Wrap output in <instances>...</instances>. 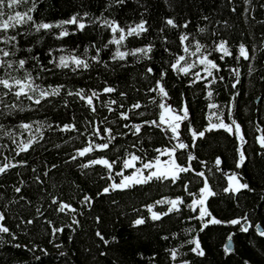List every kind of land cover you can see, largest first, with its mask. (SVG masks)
<instances>
[{
	"label": "snow or ice",
	"instance_id": "snow-or-ice-1",
	"mask_svg": "<svg viewBox=\"0 0 264 264\" xmlns=\"http://www.w3.org/2000/svg\"><path fill=\"white\" fill-rule=\"evenodd\" d=\"M40 3L41 0H0V137L9 138L11 145L14 146L10 150L16 153L15 157H10L4 151H0V157L3 158L0 161V176H9L18 166H29V159L18 157L22 154L27 156L38 146L43 147L41 141L46 139L44 129L56 133L76 132V137L69 135V140L84 138V141L82 146L73 148L72 154L68 155V160L64 163L76 162L78 158H83L85 162L77 165L80 169H88L94 165L102 166L104 176L101 178L105 183L95 193L96 197L110 192L125 195L139 192L140 195H144L141 189L157 182L160 184L166 182L171 186L179 184L183 192L187 193L161 196L151 202H142L140 208L145 209L146 214L139 212L135 207L131 208L134 214V218L130 219L131 228L151 223L158 232H165L160 239L174 244L165 249V256L170 264H197V260L199 264H205L210 249L203 243V237L213 231L215 226L222 225L235 226L240 234L250 237L244 247L238 248L234 245V233L229 232L223 244V255L228 256L229 260H234V264H264V214H261L259 208V205H264V194L255 200L256 207L243 210L241 213L236 212L245 192L255 193L256 190L250 181L241 178V172L238 171L247 162L248 150L243 147L246 140L241 132L240 123L234 117V108L238 106L236 101L243 90L245 75L249 77V84H253L255 78V82L264 89V63L259 59L260 56H264V32L260 33L259 45L255 42L249 44L243 33L239 43L233 45L230 38L222 35L216 27L223 25L224 28H228V22L216 19L213 23L215 10L205 14L200 6L202 0H103L98 14L93 11L91 0H80L76 11L70 16L55 20H48L43 16L37 19L36 13L40 11ZM161 4L170 10L169 14H158ZM243 4L244 12L249 13L252 20H255L252 12L257 7L264 9V3L255 5L252 0H243ZM227 5H232L230 9L232 13L237 12L238 5L234 0H226ZM192 6H195L199 13L194 30L191 29V19L183 15L184 10ZM55 7V4L49 5V11ZM21 8L24 10H20ZM121 13L125 16L131 13L132 18L122 22ZM190 15L189 11L188 16ZM256 23L264 24V20ZM68 26H72L71 29ZM87 26L107 29L111 35L106 41L101 40L99 43L95 40L90 41L84 46L82 54L78 53V46L69 48L63 43V38L68 37L70 31L72 34L83 32ZM170 30L176 34L175 43L170 39ZM150 34L152 38L148 39ZM46 35L60 41L59 45L56 47L49 45L46 50L38 49L37 45L45 40ZM248 35L256 39L254 33ZM204 40H211V44L203 43ZM137 44L139 46H130ZM90 48L94 49L95 54L89 55ZM105 49L110 53L107 61L103 59ZM157 53H160L161 57L158 75L153 66ZM128 58H131L132 64H138L140 61L147 63L140 76L151 82L150 87H144L142 91L140 88L130 90L126 83L124 86H118L108 80L103 82V87L78 88L66 86L64 83H47L45 86L42 82L46 81L45 74L48 78L55 79L58 70H70L71 74L79 75L82 70L90 69L93 62L96 66L102 65L105 71L115 72L117 68L120 71H127L130 63ZM226 58H231V62ZM109 61L114 62L117 67H113ZM225 68L228 79L223 74ZM170 72L181 77V82L186 81L189 86L200 82V94L212 101L207 104L209 109L205 115L207 124L202 127L195 126L193 112L195 96L193 100H188L186 93L182 91L178 106L174 107L171 96L174 85L169 79ZM221 83L229 91V100L223 105L213 100L219 95L215 89ZM133 90L137 95L133 97L134 102L128 103L129 93ZM102 94H109V99L104 100ZM113 95L118 98H111ZM244 95L250 93L245 91ZM261 99L264 100V95ZM77 102H80L86 111L81 112L82 119L76 115L69 119V113ZM114 105L116 107H113ZM104 108L113 114V119L99 118L100 109ZM149 108L154 115H158V119L146 118ZM37 111H51L53 122L47 123V118L31 119L30 114ZM81 123L84 125L83 130L80 128ZM154 129L159 130L161 135L167 138L170 146L156 147L153 149L154 154H150L144 145L152 141V135H148L144 143H141V139ZM217 129H223L239 142L233 150L232 169L223 171L221 159L223 154L215 157V172H222L227 179V185L219 192L214 190L209 176L203 170V161H199L195 166L189 163L199 159L198 152L192 151L193 145L197 149L201 147L198 138L206 141L207 133ZM255 130L258 133L255 135V143L259 145L256 155L264 164V125L257 122ZM129 135L135 138V142L130 146L116 142L119 137ZM95 137H101L100 142H97ZM53 147L59 148L60 145L54 144ZM129 147L133 151H129ZM0 148L9 149V145L0 144ZM118 149L122 150L120 154H116ZM104 150L113 155L97 154L104 153ZM87 154H93V158H88ZM162 155L167 158L162 160ZM197 167L201 170L196 171ZM57 168V164H48L45 161L41 175L37 174L38 166L31 164L32 179L37 188L43 190L47 185L46 178ZM192 172H195V176L189 179ZM15 175L21 177L23 173L17 171ZM193 181H199L195 185L196 192L189 190L193 186ZM25 186L27 182L22 178L13 182L10 188L7 180L0 182V197L6 198L10 190L19 201L27 200V203L31 204V200L24 193ZM261 192L264 193V189ZM210 197L230 202L234 200L231 213L225 211L224 215L216 214ZM50 199L57 212L83 215L71 202L65 201L62 197L52 195ZM93 200L94 197L84 194L79 203H87L88 207H93ZM112 203L118 202L113 200ZM160 205L164 208L157 210V206ZM184 207L191 209V212L185 215L182 211ZM177 214L195 225L194 227L189 225L182 230V233L189 234L187 237L164 228V220L161 218L171 221ZM120 215L125 213L121 212ZM37 217L44 219L53 234L64 230L63 225L56 227L39 209L35 217L30 214L18 217L15 227L27 231L26 226L35 224ZM95 220L99 223L102 218L97 216ZM73 225H80L76 215H72V223L67 227L75 231ZM0 234H4L0 235V242L11 244L15 248L28 247L13 244L17 233L8 223L7 206L0 210ZM6 236L11 239H5ZM95 236L104 245L110 243L99 228ZM68 239L72 240L73 237L69 235ZM110 239L115 241L117 237L113 235ZM56 247L59 249L63 244H57ZM33 250H40L41 255L48 254L46 249L41 250L36 244L28 248L29 252ZM58 255L63 256L64 253ZM137 255L142 256V253ZM186 255L192 258H186ZM153 257L155 259L151 264H158L159 254L153 252ZM32 259L39 264L41 257L33 252Z\"/></svg>",
	"mask_w": 264,
	"mask_h": 264
},
{
	"label": "trees",
	"instance_id": "trees-1",
	"mask_svg": "<svg viewBox=\"0 0 264 264\" xmlns=\"http://www.w3.org/2000/svg\"><path fill=\"white\" fill-rule=\"evenodd\" d=\"M235 4L238 5L237 12L232 13L230 11L232 5L226 6V0H202L201 7L205 14L215 10L213 17V23L216 19L226 20L229 27L224 28L223 25H216L220 30L222 35L227 36L232 41L233 45L238 44L241 38V34H244V38L247 39L248 43H257L259 45L260 33L264 32V24H258L256 21L264 20V9L256 8L250 12L255 16V20H252L251 15L244 12L245 5L243 0H234ZM80 0H41L40 11L36 13L37 19L41 16L48 20H55L60 18H67L76 11V6L79 5ZM103 0H91V7L93 11L97 14L99 8L102 6ZM252 3L258 5L264 3V0H252ZM55 4L54 10L49 11V5ZM20 10H24L21 8ZM189 11L191 15L188 16ZM170 10L165 9L164 6L160 5L159 15H167ZM115 15V13H113ZM183 15L190 18L192 21L191 29H195L197 21L199 18V13L195 6L191 8H186ZM121 21L131 19V13L125 16L123 13L120 14ZM158 26V25H157ZM70 29L72 26H68ZM211 27V25L209 26ZM58 31V29H56ZM155 29H153V32ZM249 33H254L256 39L254 40ZM43 34V33H42ZM111 33L107 29H100L94 26H87V29L83 32H78L63 38V43L69 48L77 47L78 53H83L84 46L89 44L90 41L95 40L99 43L101 40L106 41ZM170 39L173 43L176 42V34L169 32ZM150 34L148 39H151ZM147 42V39H145ZM203 43L211 44V40H204ZM60 41H55L51 36L46 35L45 40L41 41L37 48H46L51 45L53 47L58 46ZM130 46H139L130 45ZM114 48V45L112 46ZM95 54L94 49H89V55ZM58 56L59 53H56ZM110 53L107 49L104 50V60H108ZM130 63L127 66V71H117L110 72L105 71L103 66H96L93 62V66L87 71H81L79 75L71 74L70 70H58L57 77L51 79L46 75L45 83H64L66 86L72 88L78 87H93L99 86L103 87V82L108 80L110 83L118 86H124L125 83L127 87L131 89L140 88L141 91L144 87H150L151 82L144 80L140 73L144 71L147 67L145 61H140L138 64H132L131 58H128ZM160 53H157L154 57L153 66L156 68V75L159 73L160 67ZM167 59V57H165ZM231 62V58H226ZM261 63H264V56L259 57ZM46 63V60H45ZM113 67H117L114 62L109 61ZM222 63V62H221ZM31 67V65H29ZM226 79H228L227 69L223 71ZM191 78V77H189ZM169 79L171 84L174 85L171 90L172 103L178 106L180 100V93L183 91L186 93L188 100H193L195 96V101H193V112L195 115V126L202 127L208 123L205 118L206 113L209 111L207 104L209 101L205 95H201L200 82L197 85L189 86L186 81L181 82V77L176 76L175 73H169ZM244 87L241 94L237 98V107L234 108V117L241 125V132L244 135L246 144L243 147L247 148V162L241 166L238 171L241 172V178L250 181L252 186L255 188V193H247L241 197L240 207L236 208L237 213H241L243 210L256 207L255 200L259 195L264 194L261 192L264 189V164H262L261 158L256 155L259 151V145L255 143V124L259 122L264 125V100L261 96L264 95V89L261 88L259 83L255 82L249 84V77L246 75L243 77ZM223 89V90H221ZM219 95L215 96L213 100L223 105L229 100L228 88L224 87L221 83L219 87L215 89ZM249 92L250 95H244V92ZM137 93L133 90L129 93L128 103L134 102L133 97ZM104 100L109 99V94H102ZM111 98L117 99L116 95ZM113 107H116L115 105ZM86 111L81 107L80 102H77L69 113V119L72 115H76L78 118L82 119L81 112ZM101 116L100 119L107 117L109 120L113 119V114L108 113L107 109H100ZM63 114V111H61ZM23 115V114H21ZM118 115V113H117ZM30 118L33 120H45L47 123H52V112L37 111L30 114ZM146 118L158 119V115L152 113L151 108L147 110ZM251 121V123H250ZM215 122V121H214ZM9 123V122H5ZM84 125L81 123L80 128L83 130ZM183 127V125H182ZM46 139L41 141L43 147H37L35 151H31L27 156L23 154L18 157L21 159L27 158L30 161L29 166L17 167L11 172L7 177L0 176V182L5 180L8 181L9 188L13 182H17L18 179H25L27 186L24 187V193L28 199L31 200V204L25 201H19L17 196L13 194L10 190L7 192V196L0 197V210H4L7 206V216L8 223L12 226L13 231L17 233V238L13 241V244L27 245L28 247L15 248L11 244L0 242V264H38V262L32 259L33 252L36 256H40L41 260L39 264H151V261L155 259L153 257V252L159 254L158 264H170V261L165 256V249L174 246L171 241L165 242L160 237L165 234L163 231L157 230V228L152 227L151 223L147 226H141L138 228L130 227V219L134 218V214L131 212V208L135 207L139 212L146 214L145 209L140 208L142 202H151L161 196H172L173 194L184 193L179 184L176 186H171L168 183L160 184L159 182L153 183L150 187H145L141 189L144 195H140L139 192L136 194H122V193H107L102 194L100 197H96L95 193L104 186L105 180L101 177L104 176L102 166L94 165L88 169H80L77 167L78 164L85 162L83 158H78L76 162L68 161L67 164L64 162L68 160V155L72 154L73 148L76 146H82L84 138L69 140V135L76 137V132L71 133H56L44 129ZM26 136L27 133H24ZM148 135H152V141H149L144 145L145 149L150 153L154 154L153 149L156 147H162L164 145H169L166 137H163L159 130L154 129L151 133H146L145 137L141 139V143L147 139ZM190 140V134H188ZM97 142H100L101 137H95ZM117 143H122L123 146H130L135 142V138L129 135L128 137H119L116 141ZM189 142V141H186ZM198 142L201 144L199 149L195 145L192 146V151L199 154V159L195 161H190L194 166L199 163V161L204 162V168L206 175L210 178V183L212 184L215 191H220L223 186L227 185V179L221 173L215 172V157L221 155L223 161V171H227L234 167L233 160V150L234 147L239 143L235 138L225 132L223 129L214 130L211 133H207V140L198 138ZM7 143L9 149H2L6 155L10 157H15L16 153L10 149L14 146L11 145L10 139L5 137H0V144ZM54 144L60 145L59 148L53 147ZM139 148V146H138ZM121 149L117 150L116 154L121 153ZM129 151H133L129 147ZM108 154L107 150L104 153L97 154ZM138 154H140L138 152ZM88 158H93V154H87ZM166 156H161V159H165ZM114 158V156H113ZM3 158L0 157V161ZM48 164H57L58 168L50 173L46 178L47 185L43 190L37 188L36 184L33 182V172L31 169V164H36L38 166V173L42 175L44 162ZM199 167L196 171H200ZM211 170V171H209ZM21 172L23 175L17 177L15 172ZM82 172L84 173L82 175ZM195 176V172H192L188 177L192 179ZM199 181H193V186L190 187V191L196 192L197 185ZM79 185V187H77ZM87 194L94 197L93 207H88L87 203L81 204L79 201L83 198V195ZM52 195L62 197L65 201H69L73 204V207L82 212L83 215L78 213L69 214L68 212L60 213L54 210L50 197ZM227 195V194H222ZM73 197L75 199H73ZM211 200L212 208L216 209V214L224 215L225 211L231 213V209L235 204V201L220 200L216 198H209ZM116 200L118 203L113 204L112 201ZM164 206H157V210L163 209ZM261 209V214H264V205H259ZM37 209L44 215L51 219L56 227L64 226V230L53 234L50 227L45 223L42 217H37V222L33 225H28L27 231H22L20 228H16L15 225L18 222V217H25L29 214L32 217L36 216ZM183 213L186 215L191 212V209L184 207L182 209ZM123 212L125 215H120ZM72 215H76V218L80 221V225H73L76 228L75 231L68 228L67 226L72 223ZM100 216L102 220L98 223L95 217ZM171 216V214H170ZM164 220V228L171 229V231H177L182 233V230L189 225L195 226L192 221H185L184 217L177 214L172 220L161 218ZM177 221H180L177 223ZM158 223V222H157ZM99 228L106 238L109 239L110 243L104 245L99 238L95 236V232ZM234 233V245L238 248L244 247L247 243V239L243 234L239 233L238 228L235 226L222 225L215 226L214 230L209 232L203 237V243L210 249L207 261L205 264H234V260H229L228 256L223 255V244L227 240L228 233ZM187 237L188 233H182ZM4 235V234H0ZM73 237L72 240L68 239V236ZM115 235L117 239L112 241L111 236ZM5 239H11V237L6 236ZM177 242H179L177 240ZM63 244V247L57 249V244ZM32 244L39 246L41 250L46 249L47 255H41L40 250H33L29 252L28 248ZM186 252V249H184ZM58 253H64L63 256L58 255ZM101 253H106L101 255ZM137 253H142L137 255ZM186 258L191 259L190 255H186ZM199 264V260H197Z\"/></svg>",
	"mask_w": 264,
	"mask_h": 264
},
{
	"label": "rangeland",
	"instance_id": "rangeland-1",
	"mask_svg": "<svg viewBox=\"0 0 264 264\" xmlns=\"http://www.w3.org/2000/svg\"><path fill=\"white\" fill-rule=\"evenodd\" d=\"M167 157H165V159H166ZM163 160V159H162Z\"/></svg>",
	"mask_w": 264,
	"mask_h": 264
}]
</instances>
